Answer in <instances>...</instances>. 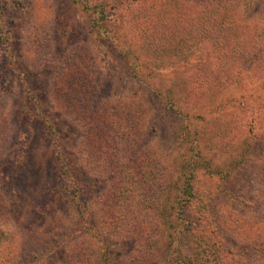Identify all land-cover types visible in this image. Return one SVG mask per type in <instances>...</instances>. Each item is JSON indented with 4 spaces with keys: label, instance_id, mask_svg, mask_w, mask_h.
<instances>
[{
    "label": "rangeland",
    "instance_id": "374dc122",
    "mask_svg": "<svg viewBox=\"0 0 264 264\" xmlns=\"http://www.w3.org/2000/svg\"><path fill=\"white\" fill-rule=\"evenodd\" d=\"M220 1L225 10L216 16L200 8ZM96 3L114 14L106 24ZM159 9L161 32L179 44L147 54L135 17L156 21ZM203 19L211 20L210 37L212 25L225 24L229 40L264 50V0H0V232L16 252L8 264H199L190 254L198 221L205 246L217 247L225 264H264V238L239 240L229 226L255 222L264 235V67H235L227 80L220 73L200 100L201 83L189 75L209 61L196 37L208 28H198ZM62 75L65 95L52 98ZM129 106L143 110V120L128 116ZM85 137L97 142L89 161ZM139 166L168 173L172 188H163L160 208L142 193L130 210L121 204L130 189L117 183L116 203L102 204L118 170L134 175ZM182 177H191L198 198L180 210L173 195ZM121 212L118 226L106 224Z\"/></svg>",
    "mask_w": 264,
    "mask_h": 264
},
{
    "label": "trees",
    "instance_id": "16d2710c",
    "mask_svg": "<svg viewBox=\"0 0 264 264\" xmlns=\"http://www.w3.org/2000/svg\"><path fill=\"white\" fill-rule=\"evenodd\" d=\"M221 3H218L217 5L215 4V6L209 5V6H205L203 5L202 8L203 10H207L209 13L213 12L211 14V16H216V13H219L220 11H224L225 9H221L218 10L219 7H225V3L223 1H220ZM189 6V3H185V4H181V6ZM93 10L94 12L97 14V18H98V22L102 23V24H106V22H108L109 20L112 19V16L114 15L112 11H109L106 7V4H93ZM141 7H145L144 5ZM160 7V6H159ZM88 8L90 9L91 7L88 6ZM141 12H144L143 8H140ZM185 10V8H184ZM219 11V12H218ZM163 13L162 10H157L155 17H156V21H152L149 19H145L144 17L139 16L138 14H136L135 19H138V23H139V38H140V45L143 48V51L147 54H158V53H164V52H170L173 51L174 49H177L179 42L176 40L175 35L172 34L167 35L166 33H163L164 30H162L163 32H161L160 28H165L166 24L162 23L160 21H158L159 18V14ZM135 15V14H134ZM133 15V16H134ZM225 15V14H224ZM227 15V14H226ZM225 15V16H226ZM228 16V15H227ZM150 17V16H149ZM134 18V17H133ZM203 18V16H201V19ZM205 19V18H204ZM202 21L201 27H198L199 29L202 30L203 25L206 27H208L209 23H210V19H208V21ZM224 26L222 28H217L214 27L212 25V28L214 29V37H210V28L206 29L205 33L204 31L202 32H198L196 37L198 38V42L199 43H204L210 53L205 57L206 60L208 61V63H202L200 62V64H197L194 66V69L192 71V75H189V80L197 82V83H201L202 86V90L203 93H195V95L197 94L198 98L201 99H205L210 92L213 90V88L217 85L221 83V77L222 75H220V73L222 72H226V74L228 76L227 79L233 78L232 75L233 73H227L230 70H234V68L236 67V70L238 68V66H240V69L246 70L247 72H251L252 70V65H261V67H264V50L263 48H260L258 46H253V45H248L245 42H241V41H234V39L229 40L228 34H230L229 29H225L226 25L223 24ZM194 27V26H193ZM204 30V28H203ZM213 32V31H212ZM1 32H0V42L1 43H5V37L1 36ZM262 37V36H261ZM263 39V38H262ZM157 40H160L157 42ZM262 42V41H261ZM7 43V42H6ZM153 43H160V45L158 46H154ZM260 44V42H259ZM211 46V47H210ZM212 48V49H211ZM226 49H230L228 50V52H226ZM156 52V54H155ZM235 70H234V74H235ZM194 75V76H193ZM224 75V73H223ZM188 75H185V77H187ZM225 76V75H224ZM64 81L63 79V75L60 78H57L53 83H54V88L50 89V94L52 95V98H54V96H58V95H65V91H64V87L62 86V82ZM189 84H183V87L185 88H189ZM194 90V88H191ZM195 91V90H194ZM200 92V91H199ZM55 100V104H59L60 101H56ZM58 100V99H57ZM124 101V99H122ZM120 103V102H119ZM63 104V108H65V104ZM130 107V108H129ZM126 108L125 112H128V116H130L131 118H134L137 121H141L143 120V110L141 111L140 108H136L135 110L132 109L131 111V106H129ZM3 114V112L1 113V115ZM105 116H112L110 115V113L108 114H104ZM107 118V117H106ZM112 120H115V118H113ZM119 122V120H118ZM139 130V129H138ZM142 130V128H141ZM127 135V137H129L130 131L125 132ZM220 137V132H216L215 136L213 138H216L218 136ZM222 135V133H221ZM86 141L89 143V145L87 144V146L85 147V155H86V160L89 161L90 158V150L93 149L92 145H96L97 142L96 140L93 142L91 141V139L85 137ZM211 142V141H210ZM208 144V143H206ZM205 144V145H206ZM217 147L220 146V142L216 141L215 143H212L211 146ZM190 149L195 150V153L197 152V146L193 145L190 147ZM89 154V155H88ZM197 155V153H196ZM116 156V154H115ZM123 158V157H122ZM187 166H190L189 164ZM185 167V165L183 166ZM182 168V167H181ZM185 169V168H184ZM113 172L114 170L111 169ZM139 172L135 173L134 175L131 172L124 173L125 176H123V171L120 169L118 171L119 174V178L115 181H113L112 184H110L108 186V188L103 191V193L101 194L100 198H101V202L103 203H108V202H113L114 204L116 203V201L118 200V196L115 198L113 192V188H114V183H117V187H120L122 189H130V195L126 198L123 197L124 195H121L120 197L122 198L121 204L122 202L126 201V204H128L130 207V210L132 208H134V206L136 207L137 205V201L135 200L136 198V194L141 195L142 193H144V195H147L150 197V200H152L154 202V205L157 207L156 210L158 208H160L162 202H163V194L165 193V191L163 190V188H172V186L168 183L169 182V178H166V175H168L167 172H164L162 170H158V172L156 173V175L152 174V173H143L142 172V167L139 166ZM101 174L106 175L108 174V171L105 170V168L101 169ZM68 176V173L66 171H63V175ZM172 174H170L169 172V177ZM141 176V177H140ZM168 177V176H167ZM158 178V179H157ZM183 178V185H182V191L180 193H174L173 198H176V205L178 204V207L181 208L184 206L188 207L192 204L191 200L193 199L194 202L197 201L198 196H196L193 192V186L190 182L191 177H182ZM157 180V181H156ZM157 182L154 184V182ZM69 185L71 187H73V182L71 180H69ZM138 186V189H137ZM155 186L158 188L159 187V193L157 191V193L153 192L151 189L155 188ZM150 187V189H149ZM173 189H176L175 185L173 186ZM151 190V191H150ZM175 192V190H174ZM173 193V192H172ZM72 194V193H71ZM74 194V193H73ZM124 199V200H123ZM178 199V200H177ZM99 201V202H100ZM194 204V203H193ZM195 206V213H198L199 210H201L200 207ZM177 208V209H179ZM155 210V211H156ZM157 212V211H156ZM156 214V213H155ZM155 214L152 215V217L155 216ZM124 213L121 212L119 214L113 215L110 214V217H108L106 224L110 225V226H118L119 223L121 222V219L123 218ZM159 216V215H158ZM117 217V218H116ZM160 218V217H159ZM156 220V219H155ZM154 220V227H151L149 230L151 231V233L149 235H153L156 232L157 229V225L156 222L158 220H156L155 222ZM158 223V222H157ZM200 221H198L197 226L195 228H193L191 230L194 231L193 233H191V238H192V244L190 247L192 256V259L195 262L199 263V264H225L224 263V254L222 252H220V250H217V247H215L214 245L211 244V246L208 248L205 246L206 241H203L202 238H206L203 237V235H201L203 233V227L199 225ZM249 225V226H248ZM231 227V233L234 237L238 238L239 240H244V238L247 241L251 240V243H257L260 242L261 240H263L264 235L263 232L261 230V228H259V226L255 223V222H251L249 224H243V223H236L234 222L232 225H229ZM120 230L117 229V231L115 232H119ZM147 231V230H145ZM144 231V232H145ZM148 235V236H149ZM11 236H9L8 234L3 235L2 232H0V264H8L9 260H12L11 255L16 253L15 251H11L9 248V244L10 241L12 240L10 238ZM207 239V238H206ZM74 257H76V255H74Z\"/></svg>",
    "mask_w": 264,
    "mask_h": 264
},
{
    "label": "clouds",
    "instance_id": "9594fccd",
    "mask_svg": "<svg viewBox=\"0 0 264 264\" xmlns=\"http://www.w3.org/2000/svg\"><path fill=\"white\" fill-rule=\"evenodd\" d=\"M3 230H6V229H4V228L0 227V231H3Z\"/></svg>",
    "mask_w": 264,
    "mask_h": 264
}]
</instances>
